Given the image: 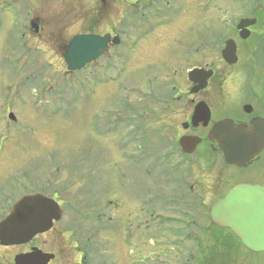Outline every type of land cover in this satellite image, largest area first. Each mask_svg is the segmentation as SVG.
I'll return each mask as SVG.
<instances>
[{"label": "rangeland", "instance_id": "374dc122", "mask_svg": "<svg viewBox=\"0 0 264 264\" xmlns=\"http://www.w3.org/2000/svg\"><path fill=\"white\" fill-rule=\"evenodd\" d=\"M190 1L196 0H155L152 8L140 0L133 8V1L116 0L107 10L99 0H0V97L22 105H14L11 113L23 121L20 127L26 125L0 133V189L8 198L0 215L36 191L56 199L65 212L50 233L33 243L0 246V264H15V257L32 246L55 254L53 264H133L129 252L135 248L125 231L131 234L132 223L145 225L151 216L148 200L154 198L152 179L145 176L154 168L147 155L161 136L178 141L183 134L180 123L187 114L179 115L183 104L177 98L189 101L188 73L200 62L194 42L201 26L211 23L208 8L198 12ZM168 3L170 15L155 18V10L169 8ZM35 19L41 20L38 33L32 28ZM81 34L112 40L119 35L122 42L67 76L65 50L58 46ZM39 71L42 89L30 81ZM63 82L70 85L69 101L48 99L45 90L65 89ZM136 152L143 159L135 162L129 156ZM142 230L138 241L133 239L139 244L135 254L140 263L150 264L147 255L163 243L152 248ZM195 264H264V254L245 251L226 234Z\"/></svg>", "mask_w": 264, "mask_h": 264}, {"label": "flooded vegetation", "instance_id": "af4514ba", "mask_svg": "<svg viewBox=\"0 0 264 264\" xmlns=\"http://www.w3.org/2000/svg\"><path fill=\"white\" fill-rule=\"evenodd\" d=\"M99 1L109 10L113 5L111 2L116 0ZM125 1H133L130 7L137 8L140 0ZM145 1L152 8L157 5L155 0ZM196 1H190V6H194L198 12L207 7L205 11L211 13L207 17L211 23L201 26L196 35L195 50L200 62L193 69H205L212 74L208 82L193 85L188 91V102H184L182 96L177 98V102L183 104L179 115L187 114V119L180 123L183 134L178 141L172 139L173 136L156 139L157 147L148 155L154 168L146 171V177L152 179L150 188H153L151 195L154 196L148 200V213L151 216L143 227L132 223L131 234L126 233L130 240L138 241L139 232L143 229L152 248L163 243L161 249L152 252L153 256H161L157 263L156 259L154 263L151 258L152 264H195L198 256H202L204 251H212L214 246L220 244V236L226 234L236 238L245 251L262 255L244 248L230 229L218 227L211 218V209L238 186L264 187V143L247 148L253 155L244 165L239 166L226 161V152L220 143L225 138H213L210 133L220 122L228 123L232 131L250 136L256 133L258 126L264 125V0H209L206 6L202 5V1ZM180 5V13L185 14L184 5ZM168 6L169 8L156 9L155 18L165 17L167 14L169 16V3ZM142 13L133 12V16L144 17ZM33 21L38 25L41 23L40 19ZM112 42L110 38L111 48ZM69 43L70 41L64 40L58 49L66 50ZM41 75L42 72L39 71L36 75L38 79L34 80L36 87L40 88ZM66 75H70L68 70ZM202 84L205 87L195 93V89ZM63 85L65 89L62 86L58 88V98L69 101L70 85L66 83V86L64 82ZM42 92L43 90H37L41 96ZM45 92L48 97L56 96L53 88ZM201 103L210 112L209 121L205 125L206 117L194 125L193 116ZM14 105L22 106L18 103L8 104L4 95L0 97V113H5L0 116V128L5 132L0 133H9L12 127L16 131L26 126L20 127L23 121L19 116L16 117L17 120L10 121L11 108L17 110ZM188 105L192 108L191 112L188 111ZM184 137L200 139L194 153L183 151L179 142ZM2 170L4 171V164L0 165V178L3 176ZM0 192L2 207L6 205L8 198L4 196L5 188L0 189ZM134 217H138L137 210ZM132 244L135 247L139 245L134 240ZM185 245L190 247L187 249ZM36 247L38 246H32L31 249ZM133 264H137V259H134Z\"/></svg>", "mask_w": 264, "mask_h": 264}, {"label": "water", "instance_id": "95a60500", "mask_svg": "<svg viewBox=\"0 0 264 264\" xmlns=\"http://www.w3.org/2000/svg\"><path fill=\"white\" fill-rule=\"evenodd\" d=\"M35 32L38 26L33 25ZM109 36L80 35L74 37L64 55L69 71H78L87 64L98 60L108 52ZM118 38L115 43H118ZM201 71L196 70L190 75L194 82L205 83L209 75L201 78ZM205 84L195 89L197 93ZM207 117V119H206ZM210 112L203 103L196 107L193 116L194 125L202 119L209 121ZM12 119L13 116H11ZM211 137L225 138L220 141L226 152V161L239 166L244 165L253 153L246 149L264 143V125L256 128L254 135L232 131L228 123L220 122L211 131ZM200 143L196 137H184L180 145L184 152L193 153ZM258 153V152H257ZM64 212L59 205L43 195H28L17 202L10 215L0 223V245L4 247L21 246L30 243L37 235L52 230L54 221H60ZM211 218L220 228L230 229L242 245L255 253L264 252V187L241 185L217 202L211 209ZM55 259L39 249L32 253L20 254L15 264H49Z\"/></svg>", "mask_w": 264, "mask_h": 264}, {"label": "bare ground", "instance_id": "6f19581e", "mask_svg": "<svg viewBox=\"0 0 264 264\" xmlns=\"http://www.w3.org/2000/svg\"><path fill=\"white\" fill-rule=\"evenodd\" d=\"M38 104H39V103H38ZM263 124H264V122H263ZM256 148H257V146H255V149H256ZM124 156H125V155L122 156V159H123V160H125L124 158H126V157H124Z\"/></svg>", "mask_w": 264, "mask_h": 264}]
</instances>
